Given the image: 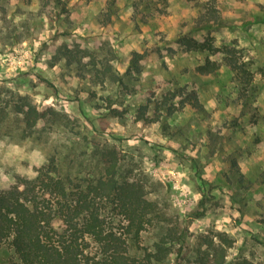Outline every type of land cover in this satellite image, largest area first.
I'll return each instance as SVG.
<instances>
[{"label": "rangeland", "instance_id": "rangeland-1", "mask_svg": "<svg viewBox=\"0 0 264 264\" xmlns=\"http://www.w3.org/2000/svg\"><path fill=\"white\" fill-rule=\"evenodd\" d=\"M65 1L66 11L40 0H6L0 11V190L52 158L61 175H98L103 152L115 149L118 178L157 204L142 244L180 238L165 264H200L218 233L234 240L228 263L264 264V0ZM180 32L241 48L257 90L245 97L225 65L199 75L207 53L183 52ZM147 49L161 55L130 70L133 52ZM174 86L195 89L204 111L135 120L149 96ZM29 104L42 112L32 131L21 111Z\"/></svg>", "mask_w": 264, "mask_h": 264}, {"label": "trees", "instance_id": "trees-1", "mask_svg": "<svg viewBox=\"0 0 264 264\" xmlns=\"http://www.w3.org/2000/svg\"><path fill=\"white\" fill-rule=\"evenodd\" d=\"M5 1L0 0V11ZM40 1L45 7L67 10L65 0ZM112 13L110 9L105 13L103 25ZM175 42L183 52L207 53L204 62L195 67L199 75H215L225 65L245 97L249 90H257L253 62L237 45L217 46L211 34L201 40L185 32L178 33ZM150 53L161 55L160 50L135 51L129 69L139 73L140 61ZM219 54L220 61L211 58ZM67 56L74 54L67 52ZM188 105L204 111L195 89L174 86L149 96L135 111V120L147 125L161 122ZM21 111L26 128L32 131L42 112L30 104ZM111 112L121 115L116 108ZM220 139L213 137L215 149L221 147ZM102 159L100 174L72 176L61 175L52 158L37 167L35 175L17 176L12 185L0 190V264H165L171 252L169 244L180 238L167 233L150 246L142 244L143 233L158 218L157 204L148 199L141 184L118 178L122 158L115 149H106ZM231 163L237 166L235 157ZM260 176L264 178V171ZM217 237L218 244L213 240L207 243L200 264H254L247 257L228 263L227 250L234 240L224 233Z\"/></svg>", "mask_w": 264, "mask_h": 264}]
</instances>
